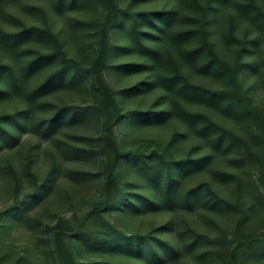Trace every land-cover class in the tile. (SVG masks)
Wrapping results in <instances>:
<instances>
[{
	"label": "trees",
	"instance_id": "trees-1",
	"mask_svg": "<svg viewBox=\"0 0 264 264\" xmlns=\"http://www.w3.org/2000/svg\"><path fill=\"white\" fill-rule=\"evenodd\" d=\"M14 1L0 0V15L18 22L0 21V101L18 102L0 112V153L19 145L24 131L57 140L67 121L86 112L102 117L101 131L90 142L57 141L64 157L100 156L103 183L87 209L48 224L54 264H264V99L252 93L257 84L264 92V0H177L174 6L138 10L118 0H52L50 8L37 5L41 25L9 14ZM73 5L100 7L90 24L88 62L69 55L52 28L51 12ZM119 25L127 37L123 45L111 40ZM35 37L51 41L53 49H25L19 62L18 51ZM117 47L134 58L111 63ZM54 62L32 83L35 73ZM112 69L143 76L118 88L107 76ZM250 75L256 81L245 86ZM84 80L94 93L90 104L48 101L56 88ZM142 91H156V97L145 107L125 106L129 95ZM37 108L49 112L37 115ZM129 120L132 126L170 122L173 128L164 143L126 148L116 125ZM188 139L192 144L184 148ZM59 157L54 154L47 174L34 177L31 190L0 214V234L8 220L24 215L29 200L52 187L61 171ZM9 167L17 184L23 175H35L31 149L23 175L12 162ZM128 170L142 188L125 181ZM195 175L202 178L191 182ZM228 186L230 192L224 190ZM112 210L165 217L147 231L128 233L107 217ZM195 211L198 219L186 217ZM84 251L99 255L83 260Z\"/></svg>",
	"mask_w": 264,
	"mask_h": 264
},
{
	"label": "rangeland",
	"instance_id": "rangeland-1",
	"mask_svg": "<svg viewBox=\"0 0 264 264\" xmlns=\"http://www.w3.org/2000/svg\"><path fill=\"white\" fill-rule=\"evenodd\" d=\"M118 3L122 7L138 10L174 6L177 0H118ZM37 5L50 8L53 6V2L52 0H17L11 2L6 10L9 14L12 12L28 23L41 25L44 20ZM99 13L100 7L88 5H73L66 7L60 13L51 12L52 28L59 34L64 48L69 55L80 59L82 62H88L90 58L91 48L89 45L92 42L89 34L92 30L90 24L98 18ZM75 18L84 22L87 27L82 29L79 25H75V22H73ZM0 21L7 26H16L18 24L8 14L5 17L0 15ZM122 31L121 25L112 29L111 40L114 44L123 45L127 42V37ZM239 32H243V29L239 28ZM212 35L215 36V31ZM26 45V48L20 49L18 51L19 54L17 53L19 62H23V50L25 49L37 48L43 51L53 49L51 41L46 38L40 39V37L30 38ZM132 58H134V54L131 51L119 50L117 47L111 54L110 62L114 64L119 61H128ZM54 65L55 62L48 64L43 70L41 69V71L35 73L32 83L40 80ZM107 76L112 85L122 88L135 84L143 76V72L126 73L112 69ZM255 78V75L248 76L244 80L245 86L255 82ZM197 79L204 80L201 78ZM262 89L260 84L253 88L252 93L256 100L264 99ZM155 97L156 91H142L129 95L125 99L124 104L128 108L145 107ZM93 98L94 93L88 80H84L81 84H65L56 88L47 96L48 101L51 103L81 106L90 104ZM17 103L14 98H6L0 101V112L13 110L18 105ZM47 112H49V109H36L37 115ZM101 122V116L86 112L85 115L63 124L58 131L57 140L55 138L44 140L29 131H24L22 132L19 145L0 153V214L9 208L16 199H21L26 192L31 190L36 179L34 177L41 179L47 174L54 160V154L60 155L58 161L61 167L59 174L54 177L56 179L52 181V187L45 190L39 199L35 201L29 200L25 206L24 215L8 220L7 227L2 229L0 234V264H54L56 259L50 245L48 224L61 214L70 215L74 209L78 212L87 209L100 196L103 183L102 176L98 174L102 166L100 156L64 157L58 150L57 141L66 140L79 145L90 142L87 140L88 138L95 137L100 133ZM172 128L173 123L170 122L160 127H142L139 124L132 126L129 120L124 124L116 125V133L123 147H151L158 142L164 143L169 138ZM191 144V139L183 143L184 148L189 147ZM30 149L32 157H34L35 175L29 174V176L24 177L21 171L25 167ZM10 162L15 165L18 171L17 174L23 175V177L20 176L21 178H19V184L16 183L15 174L10 170ZM222 163L225 164V160ZM201 178V175H195L192 177L191 182H196ZM124 179L126 182L128 181L127 183L131 187L136 189L141 187L136 184L133 171L128 170ZM224 190L230 192L231 187ZM199 216L200 213L198 211L186 215L190 220L198 219ZM107 217L114 221L119 228L129 233L147 231L158 224L165 216L157 211L133 215L130 213L124 214L120 210H112L107 213ZM83 254L81 255L83 260H85V256L99 255L98 252L86 251Z\"/></svg>",
	"mask_w": 264,
	"mask_h": 264
}]
</instances>
